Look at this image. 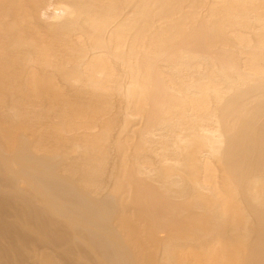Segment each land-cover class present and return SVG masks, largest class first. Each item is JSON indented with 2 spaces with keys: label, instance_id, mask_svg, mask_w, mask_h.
<instances>
[{
  "label": "bare ground",
  "instance_id": "obj_1",
  "mask_svg": "<svg viewBox=\"0 0 264 264\" xmlns=\"http://www.w3.org/2000/svg\"><path fill=\"white\" fill-rule=\"evenodd\" d=\"M80 1L91 2L96 12L77 5L59 17L87 23L91 49H118L113 58L127 64L125 76L139 87L127 85L128 98L140 90L144 101L157 99L154 107L161 118L178 119L184 139L175 148L179 159L160 166L154 177H175L183 185L169 194L140 179L127 159L120 166L124 170L97 171V162L110 154L101 136L108 135L110 143V135L121 130L117 108L106 95L120 85L113 67L100 61V77L91 67L77 70L74 80L89 88L85 93L76 91L72 80L62 87L41 72L30 74L22 56L35 53L36 60L54 63L68 77L63 63L73 49L29 22L35 18L44 25L55 15L54 0H0V264H264V88L247 92L264 85V26L255 35L254 56L246 60L249 73H241L232 59H219L217 70L189 79L192 92L183 80L177 82L182 75L170 77L179 87L173 85L172 94L158 80V41L147 36L144 43L142 37L141 58L131 46L122 52L126 31L121 26L103 43L101 31L117 18L118 7L110 0L74 3ZM176 33L160 43L179 69L193 64L194 51L206 44L191 48ZM240 36L234 39L240 42ZM19 45L24 50L18 53ZM197 63L192 71L203 70ZM185 109L193 111L198 126L187 121ZM219 109L224 113L220 126L201 127L205 113L215 117ZM160 158L164 162V153ZM210 159L217 160L220 171L208 174L211 170L205 169L201 183L191 180V172L197 174ZM217 172L218 185L211 181Z\"/></svg>",
  "mask_w": 264,
  "mask_h": 264
},
{
  "label": "rangeland",
  "instance_id": "obj_2",
  "mask_svg": "<svg viewBox=\"0 0 264 264\" xmlns=\"http://www.w3.org/2000/svg\"><path fill=\"white\" fill-rule=\"evenodd\" d=\"M74 1L76 2V0H54L53 6L55 9L53 14L55 15H51V17L47 18V21L46 22L44 21L45 23L44 25L38 23V21L35 18H32L29 21L33 23L35 27L49 31L48 33L49 35L56 36L59 39V41H62L63 45H66L68 50L73 49L74 52L72 53V56L69 57L68 61H65V63H63V65L68 70L67 71L68 77L64 78L62 76L63 73L61 72V69L59 70L55 69L56 65L54 63H43L39 59H38L39 61L36 60L38 57L35 53H32L27 58L25 57L24 54L22 56L24 58V61H26V65H27V61L30 64V70L27 66L29 73L32 74L36 72H41L45 76L56 80L60 84V86L62 85L66 86L65 80H72L75 82L73 86L76 89V91L77 90L80 92L84 91L85 93V91H90V90H88L89 88L84 86V84L81 81H79L80 83H78L75 81L76 79L74 80V75L76 71L81 70V72L80 71L79 72L83 73L82 71H85L86 69H87L86 71H88L89 68L91 67L90 71L91 69L93 70V72L94 70L96 71L95 72L96 75L95 73H93L95 77L97 76V74H98L97 77H100L102 73H100L98 70L100 69L99 67H101L100 65L102 60H104L103 64L106 66L108 65L109 62L111 67H113L111 69H113L112 70L113 74L117 78V83L118 85L119 84L120 85L118 87L109 89L108 91L109 94L107 93L106 95L108 96L107 100L113 103L114 106L117 108L118 120H119L118 122H119V126L121 127V130L117 134L110 135V143H109L108 135L101 136L100 140H103L104 144L110 145L109 146L110 154H106L104 156V159H100L99 162H97V164L95 165L97 171H101V172L103 171V174L106 175L107 174L106 170L109 169L120 170V171L124 170V168L120 166H122L123 161L127 159L128 162L126 165H128V168L130 169L133 168L140 179H144L146 181H150L154 183L155 185H158V187L166 190L169 194L173 193L172 190L178 193L179 187L183 185V182L182 183L179 182L175 177L171 179L156 181L154 177L155 175L154 171L160 168V166L162 165L167 166L170 163L174 164L179 159V157L174 155L176 152L175 148L181 145L184 139L182 138V135L180 134V130L178 129L179 127L178 119H176L175 116L166 119L162 117L163 118L162 119L160 115L161 113H159L154 107L155 100L157 99L155 98L154 100L153 97L154 101L153 100L152 101L154 103L152 101L150 102L144 101L143 98L140 97L141 96L140 95L141 93H139L140 90L138 92H135L134 93L135 95L132 98H128L126 96L125 94L126 89L131 86L134 87V84H132L129 81L130 80L129 77L125 76L128 70V66H126L127 64L124 63L125 64L124 65L122 64L123 62L113 58L112 55L113 51L117 52L118 49L115 51L114 47L110 48L111 54L108 53L110 49L106 51L107 48L105 47L100 46L101 48L98 47L96 49H91L89 47V43L87 42L88 40H86L87 39L86 37L88 36L86 34V32H88L87 30L88 24L85 22L84 24L83 21L73 22V20H72L73 23L72 22L69 23L68 20H66V18L59 17V14L62 12V10H66V8L67 7L69 8L70 6H72L73 10L76 9L77 5H80L78 8H81L82 5H84V8L87 9L94 8L90 5L91 2L86 3L80 1L78 3H74ZM83 1L88 2L90 0H83ZM110 1L111 2L113 1L112 6L115 7L116 5V7H118L119 12H117L118 14L117 18L114 19L112 22L108 23L106 25L107 27L104 28L103 31H101L100 34L101 36L99 35L101 37L100 39L103 40V43L105 41H108L109 37L113 36L112 34L114 33L116 34L118 27L119 29H121L120 28L121 26L123 28V32L126 31L125 32L126 38L125 37L123 38L125 41V44L123 43V45L125 46L122 45L123 46L122 52L125 54L128 53L126 51L127 50L130 51L129 48L131 46L132 54L133 55L135 54L134 55L135 57H137L136 55H139V57L141 58L142 57L141 53H143L142 52L143 44L141 43V41H143L144 36H145V40L143 41L144 43L147 40L146 39L147 36L154 37V40L156 39L154 42L156 43L158 41L157 43L160 45L159 47L157 46V50H156L158 51L157 53L159 55V59L154 58V61L156 60V64H155V68H157L156 71H158L157 72L158 74L160 73L159 74L160 77L158 76V80L160 79L159 83L162 82V84L163 83L165 84L164 87H166V89L167 87L169 89L172 88L171 93L173 92L174 89L173 85L175 84H172L170 77L172 79V77L175 76L173 80L174 79L176 80L179 76L182 75L183 79L181 76V80L180 78H178L177 82L182 84V80H183L184 83L183 85L185 87H189L190 91L192 92V90L194 89L190 88L192 87L191 86L192 82H190L189 79L190 78L192 79V76L195 79L201 77L202 75H200V72L201 74L203 73L207 74L217 70L216 63L219 59L222 60L224 58L232 59V61L237 65L238 69L242 71L241 73L243 72L249 73V71L247 70L248 68H246L245 64L248 58L254 56V48L256 47V41H257L255 39L256 37L255 35L258 32V30L260 31L261 27L264 26V0H186L183 1L182 3H180L179 0L176 1V3H171L170 0H110ZM85 5L86 6L88 5V7H85ZM104 5L107 4L105 3ZM101 6H99V8ZM95 9H91V10L95 11ZM97 11H99L98 8ZM101 11L102 9L97 13H100ZM64 21L66 22L64 23ZM66 23L67 24L69 23L68 25L70 27ZM80 24L82 25L83 28L81 27ZM167 26H171L173 28H169ZM175 32H177L176 35H178L181 39H187L191 48H194L193 46L195 45H199V47H202L204 46V43L206 44L205 47L196 49V51H194L195 57H193L194 58L193 60H191L192 58L190 57L191 58L190 60L192 61L190 62L193 64L186 63L184 64L186 65V67L183 65L185 68L180 65V68L178 66L180 70L175 69V65L169 61L171 60L168 57L169 53L167 52L166 48L163 45H161L162 43H160L163 42L164 39L171 37L172 34H174ZM209 35L211 36L209 37ZM239 35H241L240 36L241 41L244 39L243 42L241 41L239 42L237 39L236 40L234 39L236 36ZM137 38L141 39L140 45L139 43H137L138 42ZM135 39L137 41H135ZM16 40H17L16 38H13L12 42H16ZM133 42L136 43L133 44ZM86 43L88 45H85ZM102 49L105 50L107 54L104 51H101ZM22 50H24V47H21L20 45L15 48V51L18 53L21 52ZM187 52L188 51H184L182 53V56L185 59L188 58L189 55ZM107 55L110 56L108 57ZM94 58L98 59L97 62ZM150 58H152V56ZM152 60L153 58L149 59V61ZM53 61L54 60H51L49 62H53ZM196 62L202 64L200 65L202 66L203 70L199 69L198 72L196 68H194L197 72L193 74L195 70L193 69L192 71V66L196 65ZM187 67L189 68V70ZM74 68H76L75 72H74ZM93 74L92 76L94 77ZM175 86L179 88L178 84ZM135 87L137 88V86ZM259 88H264V85L258 86L255 89L248 88L247 92ZM138 89L139 87L137 88V90ZM252 93L254 92H249V94ZM167 94L169 95V93ZM172 94H174V92ZM253 97L254 96H250L246 98L245 104L248 102V100H250ZM161 100L162 99H160V101ZM192 112L193 111H190V109L189 111L186 110V112H184L185 114L184 116L185 118H187V121H189V119H192L193 121V117L194 119H196L195 114L193 113L194 114L193 115ZM207 112L205 113L204 125H202L201 127L204 128V126H207L209 130L217 129V127L220 126L219 123L221 122L222 117H224V113L219 109V111L216 112L215 117L214 115H212L213 116L212 118L211 116L212 113L210 112L209 114ZM245 115H243L242 118H244ZM197 121L196 122L193 121L194 124L197 123L195 124L196 126H198L199 123V120ZM200 122L203 124L201 120ZM198 129H200V127L198 128L196 127L195 132L197 131V133L199 132L198 134H202L203 129L202 128L200 129L201 132ZM89 139L92 138H88L87 140ZM87 140L86 141L83 140L82 142L90 143ZM119 141H125V142L118 144ZM161 153H164V155L166 156V158L163 159L164 162H162V159L160 158ZM219 168L220 165L217 163V160L215 161L214 159L213 160L210 159L209 162H207V164L203 166L202 169L198 170L197 174L191 172L189 178L191 177V180L200 181L201 183V181L204 180L205 178V174H204L205 169L211 170V172H208V174H212V173L214 174V171H216L215 169H218L220 171ZM216 174L217 176L213 178L211 181L212 184L218 185L220 182L221 173L217 172ZM199 186L200 184L198 185L197 188H199ZM212 189L213 188H211L210 190Z\"/></svg>",
  "mask_w": 264,
  "mask_h": 264
}]
</instances>
